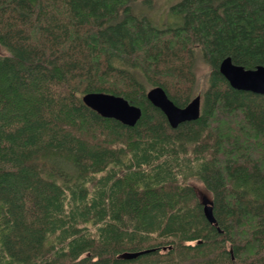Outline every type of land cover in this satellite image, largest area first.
Wrapping results in <instances>:
<instances>
[{
    "label": "trees",
    "instance_id": "trees-1",
    "mask_svg": "<svg viewBox=\"0 0 264 264\" xmlns=\"http://www.w3.org/2000/svg\"><path fill=\"white\" fill-rule=\"evenodd\" d=\"M133 5L0 0V264H264V94L218 68L264 65V0H177L160 22ZM156 85L200 95L198 117L172 127Z\"/></svg>",
    "mask_w": 264,
    "mask_h": 264
},
{
    "label": "water",
    "instance_id": "water-1",
    "mask_svg": "<svg viewBox=\"0 0 264 264\" xmlns=\"http://www.w3.org/2000/svg\"><path fill=\"white\" fill-rule=\"evenodd\" d=\"M220 73L226 78L229 84L236 89L248 90L264 94V65H256L254 68H245L235 64L230 57H224L218 65ZM89 99V104L107 116L133 124L140 116V108L130 103L121 95L91 92L84 96ZM146 98L165 114L168 123L175 127L180 122L192 120L199 115L200 95L196 94L189 102L182 107L177 106L168 97L164 89L159 86H152L146 91ZM202 212L210 223H215L212 214V202L205 195L201 196ZM149 249L123 252L124 258H133L147 252Z\"/></svg>",
    "mask_w": 264,
    "mask_h": 264
},
{
    "label": "rangeland",
    "instance_id": "rangeland-1",
    "mask_svg": "<svg viewBox=\"0 0 264 264\" xmlns=\"http://www.w3.org/2000/svg\"><path fill=\"white\" fill-rule=\"evenodd\" d=\"M148 4L145 0H134L133 10L136 13H143L151 19H156L157 22L170 21L167 19L169 6L177 0H148ZM167 13V14H166ZM206 65L198 62L194 67V72L197 79H203L206 72Z\"/></svg>",
    "mask_w": 264,
    "mask_h": 264
},
{
    "label": "bare ground",
    "instance_id": "bare-ground-1",
    "mask_svg": "<svg viewBox=\"0 0 264 264\" xmlns=\"http://www.w3.org/2000/svg\"><path fill=\"white\" fill-rule=\"evenodd\" d=\"M195 85V84H194Z\"/></svg>",
    "mask_w": 264,
    "mask_h": 264
}]
</instances>
